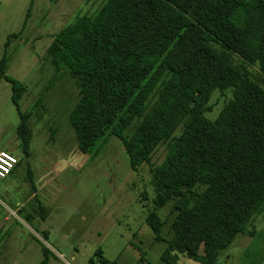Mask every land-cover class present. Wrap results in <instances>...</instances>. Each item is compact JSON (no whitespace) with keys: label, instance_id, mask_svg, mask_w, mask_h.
Wrapping results in <instances>:
<instances>
[{"label":"trees","instance_id":"16d2710c","mask_svg":"<svg viewBox=\"0 0 264 264\" xmlns=\"http://www.w3.org/2000/svg\"><path fill=\"white\" fill-rule=\"evenodd\" d=\"M20 35L6 38L0 78L11 85L16 134L29 156V118L40 98L22 112L26 87L5 74L6 47ZM43 58L55 78L77 90L67 120L81 152L95 156L116 137L135 171L176 129L150 173L153 207L145 221L153 240L164 243L158 264H178L179 254L218 264L237 233L253 234L246 226L264 212V0H104L53 34ZM215 89L231 96L211 119ZM27 176L35 192L29 167ZM168 202L170 237L157 213ZM32 212L17 211L25 222L44 219L40 202ZM41 249L45 264L48 249Z\"/></svg>","mask_w":264,"mask_h":264},{"label":"rangeland","instance_id":"374dc122","mask_svg":"<svg viewBox=\"0 0 264 264\" xmlns=\"http://www.w3.org/2000/svg\"><path fill=\"white\" fill-rule=\"evenodd\" d=\"M103 1L0 0V57L8 34L21 29V35L6 47L5 74L26 87L19 100L22 112L31 110L40 98L29 118L32 137L30 155L25 156L16 134L20 118L11 101V85L0 78V149L11 145L10 152L16 158L20 155L12 173L0 179V216L18 201L23 202L16 212L23 208L32 214L37 201L45 208L43 220L37 216L24 222L11 217L0 226V264H39L43 258L41 244L48 249L45 264L159 263L164 243L153 240L145 221L153 207L150 173L163 159L176 129L157 145L149 162L135 171L116 137H109L95 156L81 152L67 120L77 90L65 77L55 78L43 58L53 34L76 16L95 12ZM247 70L251 78L260 80L257 67L247 65ZM230 96V89H215L206 115L214 118ZM98 147L96 143L93 151ZM27 167L32 172L37 201L32 199ZM157 213L166 221L163 233L170 237L168 224L174 215L171 202ZM263 214H254L253 228L246 226L245 230H254L251 236L239 232L220 251L218 264H264ZM43 233L47 234L44 240ZM178 264L202 263L179 254Z\"/></svg>","mask_w":264,"mask_h":264},{"label":"built area","instance_id":"2783aa9c","mask_svg":"<svg viewBox=\"0 0 264 264\" xmlns=\"http://www.w3.org/2000/svg\"><path fill=\"white\" fill-rule=\"evenodd\" d=\"M18 158L12 153L0 150V178L6 177L17 164Z\"/></svg>","mask_w":264,"mask_h":264},{"label":"crops","instance_id":"0c3cea01","mask_svg":"<svg viewBox=\"0 0 264 264\" xmlns=\"http://www.w3.org/2000/svg\"><path fill=\"white\" fill-rule=\"evenodd\" d=\"M10 146L11 145H9V147H6V148H4V149H0V150H5V151H8V152H10L11 151V148H10ZM11 153V152H10ZM19 159H20V155L18 156V161H19ZM19 164V162H17V164L13 167V169L10 171V173L8 174V175H10L11 173H12V171L14 170V168L17 166ZM7 175V176H8ZM6 176V177H7ZM5 178V177H4ZM4 178H0V179H4ZM34 194H36V191L35 192H32V196L34 195ZM21 202H23V201H18V202H14V203H11L10 205L11 206H9V207H7L6 208V212L5 213H3V215H2V217H1V222H0V226L2 225V224H4L5 222H7L11 217H16V218H21L19 215H18V213L16 212V209L15 208H19L20 207V204H21ZM14 206H16V207H14ZM13 210H15V212H16V216H15V213H14V211ZM13 211V212H12ZM12 213H14V214H12ZM262 213H264V212H262ZM261 213V214H262ZM264 215V214H263ZM22 219V218H21ZM23 220V219H22ZM33 220H35V219H33ZM24 221V220H23ZM25 222V221H24ZM254 222H255V218H253V224H254ZM255 225V224H254ZM249 236H251V235H249Z\"/></svg>","mask_w":264,"mask_h":264}]
</instances>
